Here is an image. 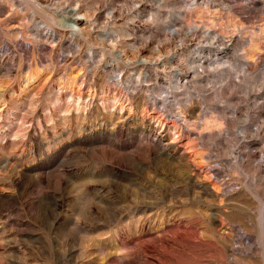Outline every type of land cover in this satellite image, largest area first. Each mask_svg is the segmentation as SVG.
<instances>
[{
	"label": "rangeland",
	"instance_id": "obj_1",
	"mask_svg": "<svg viewBox=\"0 0 264 264\" xmlns=\"http://www.w3.org/2000/svg\"><path fill=\"white\" fill-rule=\"evenodd\" d=\"M0 264H264V0H0Z\"/></svg>",
	"mask_w": 264,
	"mask_h": 264
},
{
	"label": "bare ground",
	"instance_id": "obj_2",
	"mask_svg": "<svg viewBox=\"0 0 264 264\" xmlns=\"http://www.w3.org/2000/svg\"><path fill=\"white\" fill-rule=\"evenodd\" d=\"M204 34V33H203ZM207 37L209 38V39H211V41L210 42H212V44H211V46L213 45L214 47H215V51H216V53H215V56H214V59L217 61V59L219 58L220 59V55L221 54H219V52H217L218 51V43H219V35L217 36V35H214V34H212L211 36H209V33L207 34ZM207 37H205V38H207ZM222 52V51H221ZM204 59H201L200 61H199V66H201L202 65V63H204ZM153 246V245H152ZM142 247H144V249H148V248H150V247H148V246H146V245H143ZM152 248H154V247H152ZM149 250V249H148ZM155 250V249H154ZM143 252H145V251H143ZM142 252V253H143ZM143 255V254H142ZM142 257V256H141ZM141 259V258H140ZM144 259V258H143ZM142 260V259H141ZM145 261H147V260H144V262Z\"/></svg>",
	"mask_w": 264,
	"mask_h": 264
}]
</instances>
